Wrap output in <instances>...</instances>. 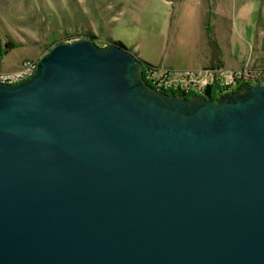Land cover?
I'll return each mask as SVG.
<instances>
[{"label":"water","instance_id":"water-1","mask_svg":"<svg viewBox=\"0 0 264 264\" xmlns=\"http://www.w3.org/2000/svg\"><path fill=\"white\" fill-rule=\"evenodd\" d=\"M125 46L0 81V264H264V79L167 93Z\"/></svg>","mask_w":264,"mask_h":264},{"label":"rangeland","instance_id":"rangeland-1","mask_svg":"<svg viewBox=\"0 0 264 264\" xmlns=\"http://www.w3.org/2000/svg\"><path fill=\"white\" fill-rule=\"evenodd\" d=\"M200 2L203 12L217 3L216 0H0V54L3 53L0 79L18 81L15 77L24 60L37 61L58 42L92 34L101 46L122 41L131 53L138 52L144 60L159 67L153 74L155 79L166 74L173 82L182 80L185 92H190L187 74L213 77L205 74L208 69H199L196 60L195 45L200 41L196 16ZM234 3L235 0H227L225 8L231 10ZM202 16L205 17L203 13ZM201 40L202 59L207 45ZM238 66L228 63L219 67L220 86L235 89V85H229L234 82L229 79L232 73H242L251 83L264 75V65L242 71H237Z\"/></svg>","mask_w":264,"mask_h":264},{"label":"crops","instance_id":"crops-1","mask_svg":"<svg viewBox=\"0 0 264 264\" xmlns=\"http://www.w3.org/2000/svg\"><path fill=\"white\" fill-rule=\"evenodd\" d=\"M216 1L217 3L213 4L214 8L204 12L203 2L198 5L196 20L200 41L195 45L198 68L216 70V66L224 68L228 63H238L237 71H242L263 66L264 0H235L231 10L225 8L227 0ZM209 34L217 42L219 51H215L210 45ZM201 39H204L205 46L207 45L206 49L204 47L202 59ZM136 54L143 59L140 53ZM217 73L218 71L215 73L216 76Z\"/></svg>","mask_w":264,"mask_h":264},{"label":"built area","instance_id":"built-area-1","mask_svg":"<svg viewBox=\"0 0 264 264\" xmlns=\"http://www.w3.org/2000/svg\"><path fill=\"white\" fill-rule=\"evenodd\" d=\"M36 63L37 61L35 60H31V59H26L24 60L23 64H22V69L16 74V80H21L26 78L27 76H29L30 74H32V72L34 71V69L36 68ZM213 70V72L211 73V71ZM216 71L214 69H209L206 71V75H212V79H208V78H199L198 75L196 73H191V74H187V78L188 80L186 81V85L187 88L190 89L193 93H198L201 94L204 92V89L206 87L207 84H211L216 85V86H220V82L218 81V77L216 76ZM156 74V72L152 73L150 75V78L155 79L154 75ZM242 73L236 74V73H232L229 75V79L230 80H234L236 76L241 75ZM248 75V74H247ZM246 77V76H245ZM6 82H10L9 79H6ZM156 80H158V85L165 87V88H177L180 87L182 90H186V87L184 88V85L182 84V80L177 81V82H173L171 81L169 78H167L166 74H163L162 76H159ZM250 81V80H249ZM222 92L225 91H230V90H234L232 89H222Z\"/></svg>","mask_w":264,"mask_h":264},{"label":"trees","instance_id":"trees-1","mask_svg":"<svg viewBox=\"0 0 264 264\" xmlns=\"http://www.w3.org/2000/svg\"><path fill=\"white\" fill-rule=\"evenodd\" d=\"M208 32H209V29H208ZM85 38H91V39H94L95 40V36H93L92 34H89L87 36H85ZM209 42H210V45L214 48L215 51H219V47H218V44L217 42L211 37V35L209 34ZM97 43V42H96ZM112 43H116L120 46H124V44L122 43V41L120 40H115L113 41ZM98 44V43H97ZM100 45V44H98ZM101 46V45H100ZM3 54V53H1ZM0 54V55H1ZM135 54V53H133ZM136 55V54H135ZM143 63H144V69H143V75H144V78L146 79V81L148 83H150L152 86H154L155 88L159 89V90H162L164 92H167V93H171V92H174V93H185L187 96H190L191 94H193L192 91L190 92H185L184 90H182L180 87H177V88H165V87H162V86H159L158 85V80L156 79H152L150 78V75L154 72H158L159 70V67L154 65L153 63L149 62V61H146L144 59H142ZM216 70L219 69V66H216L215 67ZM264 79V75L263 76H260L259 78L255 79V80H262ZM0 81H7V80H2L0 79ZM234 82H229V85L232 86V85H235V89L234 90H240L242 89V87L247 84V83H251V81H249L245 75L241 74L239 78H235L233 80ZM219 88H224V86H218ZM225 89V88H224ZM227 90L228 89H231V88H226Z\"/></svg>","mask_w":264,"mask_h":264},{"label":"flooded vegetation","instance_id":"flooded-vegetation-1","mask_svg":"<svg viewBox=\"0 0 264 264\" xmlns=\"http://www.w3.org/2000/svg\"><path fill=\"white\" fill-rule=\"evenodd\" d=\"M222 91H223L222 88H219L216 85L212 86V93L214 97H217L220 93H222Z\"/></svg>","mask_w":264,"mask_h":264}]
</instances>
